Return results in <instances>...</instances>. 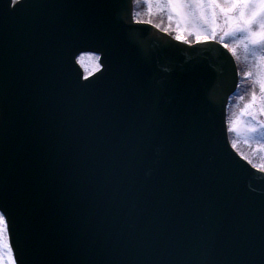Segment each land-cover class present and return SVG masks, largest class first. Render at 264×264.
<instances>
[{"label": "water", "instance_id": "water-1", "mask_svg": "<svg viewBox=\"0 0 264 264\" xmlns=\"http://www.w3.org/2000/svg\"><path fill=\"white\" fill-rule=\"evenodd\" d=\"M103 67L84 79L81 54ZM223 44L133 0H0V212L16 264H264V171L232 147Z\"/></svg>", "mask_w": 264, "mask_h": 264}, {"label": "rangeland", "instance_id": "rangeland-1", "mask_svg": "<svg viewBox=\"0 0 264 264\" xmlns=\"http://www.w3.org/2000/svg\"><path fill=\"white\" fill-rule=\"evenodd\" d=\"M136 4L143 20L151 21L161 29H168V33L173 32L176 36H183L184 41L189 42L191 39L197 41L196 36L198 34L212 37L209 25L199 19L185 22L179 15L171 11V6L167 4L166 0H161L160 3L153 0L151 5L145 0H136ZM217 23L221 25V28L215 33V38L210 40H217L223 44L227 43L232 53L235 49L234 56L240 65V74L245 80L230 102L232 105L236 104L237 108L239 106L231 117L230 139L235 149L254 166L264 170V91H261L259 83L264 81V61H259L251 50L246 51L244 45L235 43L231 38H224L227 29L223 25L222 16L219 17ZM94 56L86 54L78 58L86 76L98 70L96 67L98 61L93 58ZM248 73L251 75H247ZM253 93L256 96L255 101L252 99ZM246 105L249 107L246 108ZM253 128L255 131L251 130ZM0 257H2V264H12L14 259L6 228L3 233V249L0 250Z\"/></svg>", "mask_w": 264, "mask_h": 264}, {"label": "snow or ice", "instance_id": "snow-or-ice-1", "mask_svg": "<svg viewBox=\"0 0 264 264\" xmlns=\"http://www.w3.org/2000/svg\"><path fill=\"white\" fill-rule=\"evenodd\" d=\"M151 5L153 0H145ZM160 3L161 0H155ZM171 6V11L188 22L192 19H199L209 25L212 37L207 35H197V42H210L215 38V33L220 30L221 25L217 23L219 17H223V25L227 29L224 38H231L237 44L244 45L246 51L251 50L259 61H264V0H166ZM151 11V9H149ZM171 18V17H170ZM177 40H183V36L177 35ZM228 48L227 43L223 44ZM235 55V49H233ZM95 60L100 61V56H94ZM97 69H102V63L96 65ZM247 75H251L248 73ZM261 91H264V81H260ZM255 101L256 96L252 97ZM249 105H246V108ZM255 131V129H251ZM6 214L0 212V250L3 249V233L7 226ZM2 264V257H0ZM12 264H16L13 259Z\"/></svg>", "mask_w": 264, "mask_h": 264}, {"label": "trees", "instance_id": "trees-1", "mask_svg": "<svg viewBox=\"0 0 264 264\" xmlns=\"http://www.w3.org/2000/svg\"><path fill=\"white\" fill-rule=\"evenodd\" d=\"M136 15H137V17L138 18H141L142 19V14H141V12L139 11V9L137 8V5H136ZM166 30H168V29H166ZM171 34H173V35H175V33H173V32H171ZM191 42H193V40H191ZM240 67V66H239ZM244 78L242 77V76H240V85L242 84V83H244ZM240 88V87H239ZM239 91V90H238ZM237 94V93H236ZM236 96V95H235ZM234 96V97H235ZM238 108H239V106H238ZM238 108H237V105L236 104H231L230 103V107H229V111H228V125H229V131L231 132V130H232V124H231V117H232V115L236 112V110H238ZM252 163V162H251Z\"/></svg>", "mask_w": 264, "mask_h": 264}]
</instances>
